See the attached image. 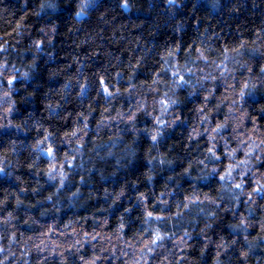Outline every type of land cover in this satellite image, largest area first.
Instances as JSON below:
<instances>
[{
    "label": "clouds",
    "instance_id": "9594fccd",
    "mask_svg": "<svg viewBox=\"0 0 264 264\" xmlns=\"http://www.w3.org/2000/svg\"><path fill=\"white\" fill-rule=\"evenodd\" d=\"M0 264H264V0H0Z\"/></svg>",
    "mask_w": 264,
    "mask_h": 264
}]
</instances>
